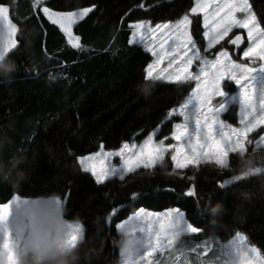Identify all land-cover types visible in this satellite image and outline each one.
Segmentation results:
<instances>
[{"label":"trees","instance_id":"trees-1","mask_svg":"<svg viewBox=\"0 0 264 264\" xmlns=\"http://www.w3.org/2000/svg\"><path fill=\"white\" fill-rule=\"evenodd\" d=\"M250 3L264 20V0ZM0 4L9 7L18 28V48L6 59L14 61L17 70L10 83L0 74V203L16 195L35 198L58 193L66 200L67 218L78 217L82 223L83 247L95 250L91 264H120L123 237L116 225L140 207L184 212L186 221L202 231L181 239L191 246L209 242L213 252L201 257L208 264H222L217 243L222 246L237 232L247 237L246 245L264 255V174L220 189L224 180L232 179L233 171L211 163L175 169L165 155L155 169L140 168L123 181L111 178L97 184L78 163L79 157L101 145L119 149L158 126V138L170 134L174 120L168 113L187 98L192 84L158 81L146 100L137 85L144 81L151 58L142 47L129 43V25L174 22L189 12L193 0H44L40 6L35 0H0ZM42 7L93 9L73 27L80 48L68 44ZM192 32L200 43L197 17ZM257 135L256 131L249 136L253 140ZM256 141L247 145L248 153L264 155V143L257 147ZM13 157H25L21 167L30 171L19 191L11 179L3 178ZM237 160L230 154L233 166ZM161 188L165 194L159 198L140 199L141 190ZM190 188L195 196L186 195ZM218 201L223 210L213 217L208 210ZM189 259L200 264L194 254Z\"/></svg>","mask_w":264,"mask_h":264},{"label":"snow or ice","instance_id":"snow-or-ice-1","mask_svg":"<svg viewBox=\"0 0 264 264\" xmlns=\"http://www.w3.org/2000/svg\"><path fill=\"white\" fill-rule=\"evenodd\" d=\"M43 3L44 0H35L36 6ZM92 10L90 7L79 12L41 8L48 21L57 25L67 36L72 48L81 47L80 36L73 35V25ZM201 13L203 37L207 42L203 52L193 38V20L188 14L175 23H157L154 27L145 21L129 25L133 29L129 43L144 44L155 57L147 65L144 81L174 84L194 82L195 86L187 99L168 113L170 117L183 118L182 123L175 124L171 136L175 143L166 144L168 137L157 142L154 139L156 133H153L142 144L125 143L119 151H105L101 145L100 151L81 157L80 166L85 173L95 177L97 184H103L113 177L123 181L127 174L136 173L140 168L155 169L163 163L165 154L169 152L175 169L211 163L227 171V166L231 164L230 154L237 156L240 150L248 152L247 145L254 143L249 134L264 126V20L258 18L250 0H195L191 16ZM234 29L246 30L247 33V47L243 50L242 60L238 62L233 59L226 48L219 49L214 57L209 58L211 50L226 39L236 49L244 44L245 37L241 34L228 39ZM17 32V24L10 18L9 8L0 6V74L3 73V64L7 62L9 53L18 45ZM194 64H197V71L192 70ZM226 82L234 83L238 90L236 94L225 90L228 87ZM155 87L156 83L153 91ZM236 105L239 107L238 127L226 123V118H221L222 114L229 113L230 106ZM261 143H264V135L256 141L257 147ZM113 157L119 158V166L112 163ZM241 179L243 177L234 179L232 176V179L224 180L219 188L224 189ZM164 194L163 188L159 191L141 190L140 199H155ZM186 195L195 196V189L190 188ZM19 200L16 195L8 202L0 203V233L3 234L0 248L8 252L9 264H16V244L8 234L7 221L13 204ZM65 203L66 200L61 197L57 201L58 205L64 207ZM116 228L126 237V246L120 250L122 264H191V254H195L200 264H208L201 257L213 252L207 241L203 245L191 246V242L181 239L202 230L188 223L179 208L154 212L140 207L130 219L117 224ZM75 229L70 237L73 243L82 240L85 235L80 225H76ZM246 240V236L237 232L230 244L221 246L217 243V248L222 249V255L227 258L224 264H264V255L256 247L241 252L240 246ZM186 243L188 247H185Z\"/></svg>","mask_w":264,"mask_h":264},{"label":"clouds","instance_id":"clouds-1","mask_svg":"<svg viewBox=\"0 0 264 264\" xmlns=\"http://www.w3.org/2000/svg\"><path fill=\"white\" fill-rule=\"evenodd\" d=\"M15 71L14 61H7L3 64L2 75L7 82H11L12 74ZM155 83L145 80L137 85V90L147 100L153 94ZM237 156V164L227 166L229 170L233 171L234 179L264 174V155L240 150ZM25 163V157H13L10 161L8 174L3 177L6 181L11 179V183L18 191L22 183L30 176L29 169L21 167ZM59 199L58 193L51 192L35 197L30 206L25 205L23 199L13 204L14 209L24 218L23 222L17 221V227L27 228L32 237L26 246H15L16 264H91L95 250L83 247L86 242L85 235L82 240L78 239L75 243L70 239L76 231L75 226L83 227L82 223L78 217L72 220L67 218L65 207L62 204H57ZM222 210L223 204L219 201L209 208L213 217L218 216ZM69 225H73V227L70 228ZM125 246L126 242L123 240L121 249ZM240 250L243 252V249ZM0 264H9L8 252L3 248H0Z\"/></svg>","mask_w":264,"mask_h":264},{"label":"rangeland","instance_id":"rangeland-1","mask_svg":"<svg viewBox=\"0 0 264 264\" xmlns=\"http://www.w3.org/2000/svg\"><path fill=\"white\" fill-rule=\"evenodd\" d=\"M195 6V0H193V6L192 7H194ZM191 7V8H192ZM76 12H79V11H76ZM189 16H190V18L193 20V18L194 17H197L198 18V21H199V32H200V43L197 41V39H196V37L194 36V34H193V32H192V35H193V38L197 41V45H198V47H200L201 48V51L203 52V50H204V47L206 46V40L204 39V37H203V31H204V28H203V15H202V13L200 14V15H198V16H191V9L189 10V12L187 13ZM184 16V15H183ZM183 16L180 18V19H182L183 18ZM47 18V17H46ZM177 21V20H176ZM176 21H174V22H168V23H175ZM138 22H141V21H137V22H134V23H138ZM134 23H132V24H134ZM149 23V22H148ZM150 24V23H149ZM151 26H155V24L154 25H152V24H150ZM57 26V25H56ZM58 27V26H57ZM73 27H74V25H73ZM192 27H193V24H192ZM59 28V27H58ZM72 31H73V29H72ZM132 31H133V29H131V36H130V40L132 39ZM235 34H241V35H243L244 37H245V42H244V46L241 48V49H236V48H233V47H229V43H228V40L226 39L225 41H222L221 42V46H219V45H216V47L215 48H213L212 50H211V52L209 53V58H212V57H214V55H215V53L219 50V49H221V48H226L228 51H229V53L233 56V59H235V60H237L238 62L240 61V60H242V54H243V50L247 47V39H246V36H247V33H246V30H242V29H234L233 30V33H230L229 34V38L228 39H231ZM65 35V34H64ZM65 37L67 38V36L65 35ZM129 40V41H130ZM131 44H133V43H131ZM135 45H139L140 47H142V49H144L148 54H149V56H150V58H151V62L150 63H152L153 61H154V59H155V57H153L152 56V54H151V52H149L148 50H147V48L145 47V45L144 44H140V43H136ZM244 62H248V61H244ZM165 66H166V64H165ZM193 71H197L198 70V67H197V64H194L193 65V69H192ZM227 84H228V87L225 89V90H227V91H229L230 92V94H236L237 93V89H236V87H235V85H234V83L233 82H226ZM191 84H192V88L195 86V84H194V82H191ZM191 94V91L189 92V94L188 95H190ZM188 97V96H187ZM187 99V98H186ZM219 98H217V100H218ZM183 103V102H182ZM179 107V106H178ZM178 107H176V108H178ZM172 111V110H171ZM169 118H171V119H173L174 121H173V124H172V128H171V132H170V134L169 135H163V136H161V137H157L158 135H159V133H160V130H161V126H158V127H156V128H154L153 130H151L149 133H147V135H145L143 138H141L140 140H138V141H134V142H132V143H136L137 145H139V144H142L143 143V141L144 140H146L147 139V137L149 136V135H152L153 133H156V135H155V137H154V139L158 142L159 141V139H162V138H164V137H168V139L165 141V143L166 144H168V143H175V141L174 140H172L171 139V136H172V133L175 131V124L176 123H182L183 122V118L182 117H170L169 116ZM221 118L222 119H225L226 118V123H231L234 127H238L239 126V107H238V105H236V106H230V109H229V113H226V114H222V116H221ZM257 132H258V135H257V137L256 138H254L253 139V141H256L257 140V138L259 137V136H261V135H264V126H262L261 128H259V129H257ZM251 134V133H250ZM249 134V135H250ZM132 143H128V144H132ZM123 146V145H122ZM121 146V147H122ZM120 147V148H121ZM119 148V149H120ZM119 149H115V150H109V149H105L104 148V150L105 151H119ZM98 151H100V147L95 151V152H93V153H91V154H89V155H92V154H94V153H96V152H98ZM165 155H168L169 156V158H170V160H171V152H169V153H166ZM86 156H88V155H86ZM81 157H84V156H81ZM81 157H79L78 158V163H79V159L81 158ZM112 163L113 164H116L117 166H119V158L118 157H113L112 158ZM173 163V162H172ZM80 165V164H79ZM173 166H174V163H173ZM81 167V166H80ZM175 167V166H174ZM81 169H82V167H81ZM83 170V169H82ZM90 175H91V173H89ZM93 177V176H92ZM94 179H95V177H93ZM113 178H118V177H113ZM119 179V178H118ZM20 198V197H19ZM20 199H23L24 201H26V203H25V205H27V206H30L31 205V203L33 202V199L34 198H20ZM171 209V208H170ZM139 209H136L135 211H133L131 214H129L125 219H123L122 221H120L119 223H123V222H125L126 220H128V219H130L131 218V216L136 212V211H138ZM147 211H153V210H148V209H146ZM169 209H165V210H162V211H154V212H164V211H168ZM21 221V222H23V220H24V218L23 217H21L20 216V214H19V212L17 211V210H15L14 209V207L12 206V209H11V213H10V216H9V218H8V221H7V228H8V234L10 235V237H11V239L15 242V244H16V246L17 247H19V246H21V245H27L28 244V242L31 240V233H30V231L27 229V228H24V227H17V221ZM186 220V219H185ZM118 223V224H119ZM116 230H117V232H118V229L116 228ZM190 235H192V234H190ZM122 237H123V240H125L126 239V237H124L123 235H122ZM182 238V237H181ZM3 239V234L2 233H0V240H2ZM235 239V235L233 236V237H231L228 241H226L222 246H226V245H228V244H230V242L232 241V240H234ZM241 249H243V252H248L249 250H250V248H252V247H254V246H248V245H246L245 243H243L241 246ZM121 250V249H120ZM221 251H222V249H221ZM195 255V254H194ZM220 255H222V252L220 253ZM196 258V257H195ZM225 259H227L226 257H224L223 255L221 256V260H220V263H222V264H224V261H225ZM119 261H120V264H122V260H121V256H120V251H119Z\"/></svg>","mask_w":264,"mask_h":264},{"label":"water","instance_id":"water-1","mask_svg":"<svg viewBox=\"0 0 264 264\" xmlns=\"http://www.w3.org/2000/svg\"><path fill=\"white\" fill-rule=\"evenodd\" d=\"M0 6H6V5H1V4H0ZM7 7H8V6H7ZM8 8H9V7H8ZM9 15H10V10H9ZM10 18H11V17H10ZM17 35H18V32H17ZM16 38H17V37H16ZM243 46H244V44H241L239 49H241ZM229 47H233V48H235V46L231 45L230 43H229ZM17 48H18V45H17V47H16L11 53H9L8 57H9L13 52H15V51L17 50ZM8 57H7V58H8ZM7 58H6V59H7Z\"/></svg>","mask_w":264,"mask_h":264}]
</instances>
